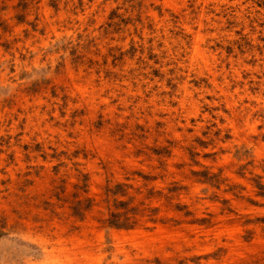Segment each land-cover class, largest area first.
<instances>
[{
  "label": "rangeland",
  "instance_id": "1",
  "mask_svg": "<svg viewBox=\"0 0 264 264\" xmlns=\"http://www.w3.org/2000/svg\"><path fill=\"white\" fill-rule=\"evenodd\" d=\"M0 264H264V0H0Z\"/></svg>",
  "mask_w": 264,
  "mask_h": 264
},
{
  "label": "bare ground",
  "instance_id": "2",
  "mask_svg": "<svg viewBox=\"0 0 264 264\" xmlns=\"http://www.w3.org/2000/svg\"><path fill=\"white\" fill-rule=\"evenodd\" d=\"M202 53V52H201Z\"/></svg>",
  "mask_w": 264,
  "mask_h": 264
}]
</instances>
